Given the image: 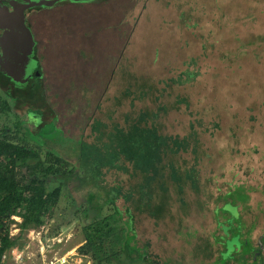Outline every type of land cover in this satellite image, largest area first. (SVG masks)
Masks as SVG:
<instances>
[{"label": "rangeland", "instance_id": "obj_1", "mask_svg": "<svg viewBox=\"0 0 264 264\" xmlns=\"http://www.w3.org/2000/svg\"><path fill=\"white\" fill-rule=\"evenodd\" d=\"M33 13L50 37L42 67L13 54L9 65L24 90L39 83L42 100L32 88L20 105L21 87L4 84L15 100L0 128L18 122L20 139L32 146L47 139L75 163L79 140L99 146V131L104 143L114 129L126 131V115L157 112L160 134L188 140L168 160L182 174L195 167L196 184L182 179L181 204L167 181L166 206L156 215L163 194L156 190L152 209L138 210L142 174L126 163L127 171L106 165L100 189L71 182L40 228L19 233L20 218H11L8 230L19 238L9 254L22 264H94L77 252L84 227L111 213L107 200L119 186L115 205L132 208L135 229L120 264H243L257 244L263 253L255 264H264V0H65ZM34 105L46 112L40 131L39 114L29 116L33 126L25 110ZM56 185L50 180L48 188ZM90 194L99 195V212L87 204Z\"/></svg>", "mask_w": 264, "mask_h": 264}, {"label": "trees", "instance_id": "obj_2", "mask_svg": "<svg viewBox=\"0 0 264 264\" xmlns=\"http://www.w3.org/2000/svg\"><path fill=\"white\" fill-rule=\"evenodd\" d=\"M7 77L0 73V90L6 95L4 97L0 93V115L6 117L10 114L11 102L15 100L10 88L4 87V84H10L8 82L10 79ZM18 86L21 89L16 92V89H13V91L23 102L20 105H26L25 102L31 97L28 94L29 90L32 88L34 95L40 99L37 81L32 80L26 90H24L26 85L18 84ZM40 107L34 105L27 106L25 109L29 119L30 115L34 117L39 114L36 131H40L41 124L46 122V119H43V116L46 117V112ZM158 110L164 111L161 107ZM157 116V112L151 111H140L135 118L126 115V131L121 133L114 127L115 135L114 137L109 135L107 143L101 142L104 136L99 131L98 138L96 137L100 142L99 146L84 144L79 140L75 163L61 156L56 150L50 149L47 144L53 142L47 139H43L44 146L30 145L25 141V136L20 139L18 135L21 127L18 122L11 127L0 128V257L4 252L15 247L19 238L9 237L8 224L13 223L11 217L20 218L19 233L40 228L44 225L45 218L50 216L52 208L56 206L62 190H68L71 182L74 181L83 186L88 184L94 189H100L99 180L104 167L110 166L116 170L127 171L125 165L128 164L132 165L133 168H131L136 175L142 174L144 179L137 185L139 203L136 207L138 210L144 205L145 208L152 209L153 195L157 190L163 195L160 205H156L152 213L161 215L168 199L165 195L169 190L167 181L173 185V190L179 195V202L183 204L181 196L184 182L182 179L194 188L197 172L195 167H192L182 174L180 168L174 164L173 160H168V157L174 155L175 151H184L185 147H190V144L186 138L177 140L160 134L156 125ZM31 121L34 126L35 122ZM91 129L93 130V127ZM50 180L57 182L52 189L48 188ZM113 189L112 196L107 200V204L111 205V213L102 217L96 216L84 227L85 242L77 249L81 256L89 255L94 264H120L123 251L129 248L128 233L132 229L135 232L132 208L117 207L115 200L122 196V192L119 186ZM130 196H123V198L127 201ZM96 198H99L98 194H90L87 204L99 212L102 207L94 204ZM235 203L237 202L233 203L235 210L239 214V207L235 206ZM243 237L242 234L237 238L242 241ZM252 248L254 253L251 252L248 257L245 255V264H255L258 258L262 260L263 252L258 244ZM256 252L258 253L255 256Z\"/></svg>", "mask_w": 264, "mask_h": 264}, {"label": "water", "instance_id": "obj_3", "mask_svg": "<svg viewBox=\"0 0 264 264\" xmlns=\"http://www.w3.org/2000/svg\"><path fill=\"white\" fill-rule=\"evenodd\" d=\"M22 1L27 2L28 7L24 9H28L31 7H50L65 0ZM68 1L71 3H86L92 0ZM9 6L13 7V12H8L5 7L0 8V30L3 31L0 36V46L7 50L6 55L3 56L4 59L0 57V71L3 75L10 77L16 84H22L21 74L13 71L9 65V55H19L29 60L33 52L34 42L29 29L25 25L24 9H19L11 1L9 2Z\"/></svg>", "mask_w": 264, "mask_h": 264}, {"label": "flooded vegetation", "instance_id": "obj_4", "mask_svg": "<svg viewBox=\"0 0 264 264\" xmlns=\"http://www.w3.org/2000/svg\"><path fill=\"white\" fill-rule=\"evenodd\" d=\"M9 2L10 1H0V8L5 7V9L8 12H13L14 9H13V7L9 6ZM38 9H40V7H31L28 9H24L23 14H24L25 25L29 29L31 36H32V39H33V42H34L33 43V52L30 56V60L33 61L36 66H39V64L41 66V58L40 57H41V54H43V52L46 50V42H48L47 39H50V37H49V35L46 34V31L44 29V28H46V24H43L44 21H39V20L35 19V14L33 13V11H37ZM29 13H31L34 17L30 18V16H28L29 21H27L26 15ZM2 33H3V31L0 30V36ZM44 40H46V42ZM6 51L7 50L5 48L0 46V57H3L4 55H6ZM2 59H4V57ZM0 73H1V71H0ZM7 78L10 79L11 82L10 81H8V82L10 83L12 88L15 89L16 83L13 82L10 77H7Z\"/></svg>", "mask_w": 264, "mask_h": 264}, {"label": "built area", "instance_id": "obj_5", "mask_svg": "<svg viewBox=\"0 0 264 264\" xmlns=\"http://www.w3.org/2000/svg\"><path fill=\"white\" fill-rule=\"evenodd\" d=\"M11 218L15 219V217H11ZM11 235L12 234H10V231H9V237H12ZM20 259H19V257L11 256V254H9V252L6 251L0 257V264H22ZM59 264H61V263H59Z\"/></svg>", "mask_w": 264, "mask_h": 264}, {"label": "crops", "instance_id": "obj_6", "mask_svg": "<svg viewBox=\"0 0 264 264\" xmlns=\"http://www.w3.org/2000/svg\"><path fill=\"white\" fill-rule=\"evenodd\" d=\"M218 231H219V230L216 229V227H215V230H213V232H216V233H218ZM220 231H222V230H220ZM219 235H220V234H219ZM224 241H226V239H225ZM194 244H196V243H193V245H194ZM179 248H181V247H179ZM202 251H203V248H202ZM203 252L206 253V254H208V250H204ZM201 256H202V254H201ZM227 264H228V263H227ZM243 264H244V263H243Z\"/></svg>", "mask_w": 264, "mask_h": 264}, {"label": "clouds", "instance_id": "obj_7", "mask_svg": "<svg viewBox=\"0 0 264 264\" xmlns=\"http://www.w3.org/2000/svg\"><path fill=\"white\" fill-rule=\"evenodd\" d=\"M13 217H15V216H13Z\"/></svg>", "mask_w": 264, "mask_h": 264}]
</instances>
